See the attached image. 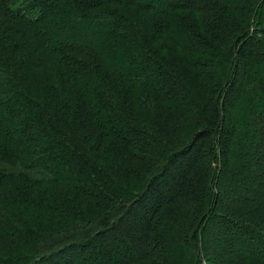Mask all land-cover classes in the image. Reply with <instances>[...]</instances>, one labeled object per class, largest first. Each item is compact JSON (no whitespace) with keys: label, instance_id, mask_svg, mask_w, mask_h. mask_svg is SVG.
Listing matches in <instances>:
<instances>
[{"label":"trees","instance_id":"trees-1","mask_svg":"<svg viewBox=\"0 0 264 264\" xmlns=\"http://www.w3.org/2000/svg\"><path fill=\"white\" fill-rule=\"evenodd\" d=\"M157 1L0 0V264H264V0Z\"/></svg>","mask_w":264,"mask_h":264},{"label":"rangeland","instance_id":"rangeland-1","mask_svg":"<svg viewBox=\"0 0 264 264\" xmlns=\"http://www.w3.org/2000/svg\"><path fill=\"white\" fill-rule=\"evenodd\" d=\"M154 7H157L156 5H158V1L157 0H154ZM260 110V109H259ZM260 113V119L263 118V115H262V110L259 111ZM258 142H259V136L256 137V140L255 142H251L248 137L246 139H243V140H239V141H236L235 143H233L234 145H237L236 147L239 148V150H244L246 152H249L250 155H253L258 152ZM255 158V157H254ZM257 160V158H255ZM160 188V187H159ZM231 197V196H229ZM147 207V206H146ZM145 207V210H142V213L146 214L147 213V209ZM143 209V208H142ZM215 244V243H214ZM262 249L264 250V247H262ZM225 259V257H224ZM77 263L76 264H81V262H78L76 261Z\"/></svg>","mask_w":264,"mask_h":264}]
</instances>
